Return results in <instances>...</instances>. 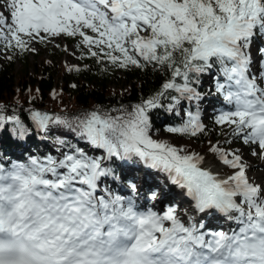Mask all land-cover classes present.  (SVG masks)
Wrapping results in <instances>:
<instances>
[{
  "label": "snow or ice",
  "instance_id": "6c2138e0",
  "mask_svg": "<svg viewBox=\"0 0 264 264\" xmlns=\"http://www.w3.org/2000/svg\"><path fill=\"white\" fill-rule=\"evenodd\" d=\"M61 33L79 35L87 46L81 55L106 69L151 65L167 78L128 104L76 115L32 110L35 130L51 134L56 147L23 158L0 154V264H264V179L248 174L240 148L209 142L214 159L231 169L220 172L189 145L157 138L152 116L158 106L181 112L186 98V114L163 128L208 132L200 82L214 70L226 104L211 127H227V141L264 156V0H0L6 52L36 51L33 41ZM5 109L0 104V128L11 121L16 136L33 132ZM59 126L89 147L54 132ZM117 157L162 170L192 204L142 206L134 178L126 190L113 188L109 178L122 180ZM215 214L227 226H209L205 217Z\"/></svg>",
  "mask_w": 264,
  "mask_h": 264
},
{
  "label": "trees",
  "instance_id": "16d2710c",
  "mask_svg": "<svg viewBox=\"0 0 264 264\" xmlns=\"http://www.w3.org/2000/svg\"><path fill=\"white\" fill-rule=\"evenodd\" d=\"M66 37L71 42L76 41V45L79 44V47L76 46L79 64L87 65V67L69 70L70 64L63 65L49 58L38 60L39 54L32 50L14 52L9 50V57L0 61V104L6 105L5 111L8 115L16 112L29 127L34 129L33 132L18 137L14 134L12 122H7L3 128H0V154L9 157L14 150L29 153L28 148H30L43 155L56 147L50 138L51 134L45 137L42 132L35 130L31 116L34 108L76 115L98 106H115L121 102L128 104L138 101L142 96L146 98L167 78L163 72L155 70L151 65L148 68L139 66L118 68L110 65L106 69L96 57L81 55L82 51L87 50V46L80 41L79 35ZM59 51L62 53L63 49L60 47ZM31 55L35 57L34 60H31ZM17 60L22 64L20 68L16 67ZM204 75L202 74L200 88L207 89L202 85ZM209 88L212 94L217 95L214 87L209 86ZM168 102L163 101V103ZM189 106L185 98L181 101L182 110L179 113L169 112L162 106L153 109L154 127L160 129L155 134L167 132L173 136L172 141L189 145V150L212 152L209 142L221 141L225 138L224 133L229 131L227 127L223 129V132L218 131L217 129L221 127L219 125L217 128H212L213 118L206 123L209 124V131L202 135L175 134L163 128L164 124L178 122L186 114ZM191 106L194 109L193 103ZM57 131L59 134L74 138L75 142L87 149L88 142L76 137L74 130L59 126L58 129L54 128V132ZM118 158H115L116 161ZM116 170L120 175L117 162Z\"/></svg>",
  "mask_w": 264,
  "mask_h": 264
},
{
  "label": "rangeland",
  "instance_id": "374dc122",
  "mask_svg": "<svg viewBox=\"0 0 264 264\" xmlns=\"http://www.w3.org/2000/svg\"><path fill=\"white\" fill-rule=\"evenodd\" d=\"M63 45H67L68 47L65 48ZM76 46H77L76 41H72V42L69 41L67 39L65 33H61V34H58L56 36H49L47 42L33 41V47L36 49V51H34V52L39 54L38 60L39 59L41 60L42 58H49V59H54L56 62L61 63L63 65H68V64H72V63L73 64H79L80 63L79 53L76 50ZM3 47H4V45L1 43V45H0V61H2L4 58H8L10 55L9 52L8 51L6 52ZM60 47L63 49L62 53L59 51ZM252 52H253V54L255 53V47L254 46L252 47ZM34 59H35V57L33 55H31V60H34ZM21 66H22L21 62L19 60H17L16 61V67L20 68ZM201 105H206V106H208V108H211V106H209L210 104H208L206 101L201 102ZM207 112H208V115H210L212 113V110L208 109V110H206L205 113H207ZM207 119H208V117H207ZM155 136L168 138L170 140H172V138H173V136L171 134H169L167 132H163V131L160 132L159 134H155ZM221 143H222L221 146L240 148L243 151H246L247 154H249V155L251 154V152L249 150V146H245L240 139H233L231 141H227L226 138H224L221 140ZM252 146H255V145H252ZM257 149L260 153L259 148H257ZM200 153L205 155L207 160H212V162L218 163L214 159V156H213L211 151H208L206 153L205 152H200ZM32 154H34V153H32ZM220 164L222 165L221 167L223 168L224 172H229L231 170L229 166L224 165L222 162H219V165ZM141 176H142V173L140 175V181H142ZM162 176L164 177V175H162ZM165 176H167V175L165 174ZM169 190L170 189H168L165 192L166 195L169 192ZM157 193L159 194L160 191L158 190ZM175 200H176V202L179 203V199H175ZM178 206H179L180 210H183L184 208L187 207L184 203H180ZM156 208L160 211H163V209L166 210V208L162 209L160 201H157ZM181 214H182V211H181Z\"/></svg>",
  "mask_w": 264,
  "mask_h": 264
},
{
  "label": "bare ground",
  "instance_id": "6f19581e",
  "mask_svg": "<svg viewBox=\"0 0 264 264\" xmlns=\"http://www.w3.org/2000/svg\"><path fill=\"white\" fill-rule=\"evenodd\" d=\"M241 151L243 152V154L245 156V159L249 163V165H252L248 169V174L250 176H252V177L257 178L258 180L259 179H264V161H263L264 160V156L260 155L258 149H257L256 154L251 153L252 155L251 154L250 155L247 154V152L243 151L242 149H241ZM207 161H209V162H211L213 164V167L215 168V170L223 172V168L221 167L222 166L221 164L219 165V163H214V162H212V160H207ZM225 221H226V224H225V222H223L224 226L227 225V223H228L227 220H225Z\"/></svg>",
  "mask_w": 264,
  "mask_h": 264
}]
</instances>
